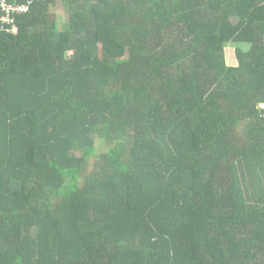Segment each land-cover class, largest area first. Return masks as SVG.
I'll return each mask as SVG.
<instances>
[{
    "label": "trees",
    "instance_id": "1",
    "mask_svg": "<svg viewBox=\"0 0 264 264\" xmlns=\"http://www.w3.org/2000/svg\"><path fill=\"white\" fill-rule=\"evenodd\" d=\"M15 24L0 264H264V0H44Z\"/></svg>",
    "mask_w": 264,
    "mask_h": 264
},
{
    "label": "built area",
    "instance_id": "2",
    "mask_svg": "<svg viewBox=\"0 0 264 264\" xmlns=\"http://www.w3.org/2000/svg\"><path fill=\"white\" fill-rule=\"evenodd\" d=\"M38 1L44 0H27L26 3H16L10 0H0V9L2 16H0V32L7 31L10 34H17V26L15 24L16 16L27 14L30 12L32 5ZM264 108V104H261Z\"/></svg>",
    "mask_w": 264,
    "mask_h": 264
},
{
    "label": "rangeland",
    "instance_id": "3",
    "mask_svg": "<svg viewBox=\"0 0 264 264\" xmlns=\"http://www.w3.org/2000/svg\"><path fill=\"white\" fill-rule=\"evenodd\" d=\"M53 11H57V13H58L59 24L61 26L64 25L68 20V14H67L66 10L61 5L59 8L53 9ZM93 161H94V159L92 160V162Z\"/></svg>",
    "mask_w": 264,
    "mask_h": 264
}]
</instances>
